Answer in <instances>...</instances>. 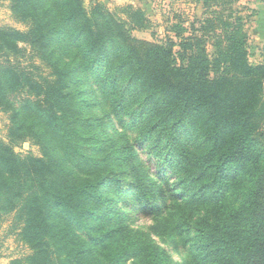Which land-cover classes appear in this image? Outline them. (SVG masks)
Segmentation results:
<instances>
[{
    "label": "trees",
    "instance_id": "16d2710c",
    "mask_svg": "<svg viewBox=\"0 0 264 264\" xmlns=\"http://www.w3.org/2000/svg\"><path fill=\"white\" fill-rule=\"evenodd\" d=\"M202 4L188 35L150 41L140 7L11 0L28 28L0 25V232L13 215L29 249L12 264H264V63L241 0Z\"/></svg>",
    "mask_w": 264,
    "mask_h": 264
},
{
    "label": "rangeland",
    "instance_id": "374dc122",
    "mask_svg": "<svg viewBox=\"0 0 264 264\" xmlns=\"http://www.w3.org/2000/svg\"><path fill=\"white\" fill-rule=\"evenodd\" d=\"M85 6L90 8L96 1L103 3L110 11L115 12L117 15L126 18V12L124 8L131 5L134 7L142 8L151 21V26L147 30L143 31H133L132 35L145 39V40H157L164 41L169 36L173 38L172 40L178 41L175 32L171 31L173 25L178 26V31L188 35L190 29V24L197 18H203L204 7L202 0H84ZM11 0H0V25L11 26L19 30H27L28 25L25 21H21L17 18L10 6ZM242 8L240 14L246 17L247 24L246 30L249 34L251 28L250 18L253 16L251 9L245 5ZM226 7V5H225ZM237 8V3L234 4ZM246 7V8H245ZM263 28V27H262ZM178 48V47H176ZM35 60L39 63V58L32 57L29 51L21 54L19 57L14 58L16 63L23 66L33 65ZM250 60H253L252 54H250ZM94 102H90L87 112L91 110L96 112L98 116H102V107L98 108ZM124 124L119 125L118 123H111L112 125L107 129L111 135H117L118 132L125 129L126 124L130 123V117H123ZM10 124V115L7 112L0 110V138L6 139L8 125ZM190 132H186L185 137L188 139ZM17 152L22 154L31 153L33 155H41V150L39 145L34 144L32 141L22 143L21 145L15 147ZM131 179V178H129ZM124 180L123 186L128 187L132 184L131 180ZM121 205V204H120ZM130 215V214H129ZM132 219L129 221L132 228L150 230V225H152V220L141 215V211L138 212L137 219L132 223ZM13 226V215L8 216V219L4 222L2 230L0 232V264H12V260L25 256L29 249L27 246L19 239L17 233H15L11 228ZM155 243L159 244L161 247L166 248L176 262H181L184 258L181 254L182 248L178 247L169 239H164L161 236L153 235Z\"/></svg>",
    "mask_w": 264,
    "mask_h": 264
},
{
    "label": "crops",
    "instance_id": "0c3cea01",
    "mask_svg": "<svg viewBox=\"0 0 264 264\" xmlns=\"http://www.w3.org/2000/svg\"><path fill=\"white\" fill-rule=\"evenodd\" d=\"M241 4L247 5L253 13L250 18L254 20L249 32L250 54L257 63H264V0H241Z\"/></svg>",
    "mask_w": 264,
    "mask_h": 264
}]
</instances>
